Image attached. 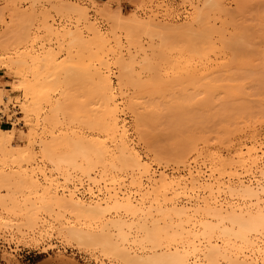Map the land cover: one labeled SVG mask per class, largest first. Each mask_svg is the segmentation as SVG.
<instances>
[{
    "label": "bare ground",
    "instance_id": "6f19581e",
    "mask_svg": "<svg viewBox=\"0 0 264 264\" xmlns=\"http://www.w3.org/2000/svg\"><path fill=\"white\" fill-rule=\"evenodd\" d=\"M71 5L69 4V7H66L68 13L76 14V23L78 25L80 22L86 25H83L84 32L76 25V32L67 30L64 34H61L71 39L72 43L70 42L69 46L74 45L76 42V66H74V61H69V59V64L64 60V63L62 62L63 65L59 63L60 66H58L56 63L57 67L53 66L56 58L51 53L52 50L51 52L48 50V53L45 51L47 54L45 57H48L47 60L44 59V56H41L44 58H40L39 56H26L28 53L16 54V52L14 57L9 55L4 57V55H7L5 54L7 52H4L8 48L6 43L11 41H9V38H6L5 42L0 39V50L4 53L0 57V70H6L9 74L15 71L17 76L14 77L19 76L22 78L18 86L13 89L14 92L22 91L25 97V103H22L21 107L23 111L21 112L28 118L34 117H32L34 120L32 125L28 123V120H25L31 126L29 125V129L25 132L22 146L13 144L15 134L12 129L4 130L0 128V164L6 163L7 165L10 162L12 164L10 166H17L18 168L24 163L26 165L32 164L35 155L34 146L37 139H39L37 146H39L41 157L44 160L46 159L45 161L49 166L55 168V172L62 173V176L65 174L64 180L67 182H69L68 177L70 175L67 176L66 174L68 173L66 171L70 168L73 172L75 170L80 173L86 181L92 183L95 187L100 186V181L109 182V186L114 187L124 180L126 181L127 179H124V177L129 175L130 186L132 188H140V190L143 189L144 191L142 193L135 192L134 194L137 195L139 193L140 195V198L138 196L139 199H136L132 194H128L129 192L127 194L123 192V194L120 193V189L116 191L115 187L105 188L106 195L104 198L95 201L91 199L92 201L87 202L77 196L75 198L71 194L60 196L54 193L55 191L52 192L50 187L52 188L56 181L51 178V173L50 177H48L44 171L42 172L44 174L39 171V174L44 179V184H46V186H42L34 175L27 174V171H30L27 168V171H24V169L21 173L19 172L20 174L17 173L18 175L14 174V172L5 174L0 170L1 186L2 184L4 187V184L11 185V183H14L13 185H17V187L21 186V189L25 188L30 193L28 196L35 198L31 202L29 210L33 212L41 209L48 211L52 208L55 211L57 210V213H59L58 217H60V213L63 215L61 220L68 216V218H72L75 221L73 222L75 224L71 225V227L69 226V228L58 229L63 233L60 235H63L67 241L89 249H100L105 255L111 254L110 257L113 254L116 259H120L124 264H264V203H262L264 181L262 182L259 179L261 177L264 178V135L257 129V126L264 122V50L258 53L260 55L259 58H261L259 62L255 58L257 57L256 53L253 54L255 56L252 58V61L256 60L254 62L248 60L249 57L246 58L247 56L244 58L242 54V59L245 60H239L240 56L238 58L235 56L236 59L233 57V53L238 51L237 49L231 52V58H223L230 49L225 47L223 50L224 45L221 47L219 45L223 42L227 44V38L221 31L222 29L215 27L216 21L215 23L212 22L215 17L209 20L212 12L217 9L220 11L221 9L218 0H204L203 8L201 9L196 6L197 12L195 16L184 26L163 27L149 21L144 22L137 19L122 22L121 16L117 14L118 16H115L113 20L118 26H121V24L125 26V42L120 39V36L116 35L114 29L116 28L117 31L118 26L113 27L110 35L104 34L92 23L88 22L86 9L75 8V6L73 7L74 4L71 7ZM61 7L64 8L62 5ZM57 12L59 11L57 10ZM262 13L264 16V11ZM102 14L100 11V15ZM104 14L102 17L105 16L107 18V13L104 12ZM212 14L215 16L216 13ZM227 15L225 14V16ZM259 18L258 20L262 19ZM236 20L235 24L237 23ZM242 22H244V19ZM259 22L256 23L258 24L256 27L262 28H258V33H256V28L253 29L255 31L251 32L256 35L259 33L264 35V21L261 22L262 24ZM246 25H249V23H246ZM242 26L243 28L241 26L238 28V25L235 26L238 29H233L232 27V44H234V47H236V43V45H239L238 43L241 42L240 48L237 46L240 49L238 52H241L243 47H246L242 43L247 40L244 41V45L251 47H248V49L257 48V45L260 44H253L256 47L250 45L252 43V41L249 42L251 40L249 39L251 36L248 34L250 29L244 30L245 25L242 24ZM133 27L138 38L141 36L139 31L142 35L143 33L145 34L148 39L147 43L144 41L146 46L141 44V40H137V37L133 35ZM85 32L88 34H86L87 36H85ZM251 32L249 31V33ZM22 37L26 38V36ZM247 37L248 39H246ZM256 37L259 39L261 35ZM26 39L25 42H27ZM16 40L18 42L23 40L24 42V39L19 40L18 37ZM133 41L136 43L134 42V44ZM131 45H134V47L132 48ZM135 45L138 46L136 47ZM66 46L68 45L66 44ZM229 47L231 46L229 45ZM258 49L259 47L255 50ZM221 50L227 52L223 54ZM67 53L70 52L67 51ZM58 56L60 55L58 54ZM226 57L228 56L226 55ZM45 60L50 62L47 66ZM72 62L73 64H71ZM71 66L74 67L71 68ZM74 68H76V137L69 138L66 137L67 134L66 136L64 134L63 138L56 136V138H51L52 133L49 140L40 139V137L38 138L40 128L44 127L46 129V126L53 125L56 129L55 124H58V114H62L58 111L60 107L64 113L62 118L66 117V123H68V118L69 122L73 123L71 121L73 115L71 118L69 116L70 113L68 114V110L65 109L68 108L70 101L68 92H65L67 90H61L62 93L59 94L61 98L56 100H52L50 94L62 86L67 87L69 85V76H73V74L69 73ZM113 70H116L117 77L114 76ZM47 71H49L48 74L46 73ZM26 74L31 75V79H28ZM113 78H116V82ZM173 91L185 93L186 91H197L200 94L201 92H223V94H225L224 92H230L228 93L229 95H226H228V98L231 97L230 99L232 100V120L228 122L232 123V134H230L232 142H227V144L230 143V146L232 145L231 158H225L216 150L209 149L211 147L209 139L211 138L208 139L207 136L198 135L196 137L186 134L187 136L181 135L178 137L180 133L173 135L170 132L173 133L175 130H167V133L173 137L168 135V138L164 139L165 134L163 132L166 131V127L164 131L163 129L160 131V134L161 132L164 134V140L161 135H158L159 131L156 135V137L161 136V139L159 138L158 141L155 138L158 144L152 150L154 154L153 158H150L151 160H142L139 154L134 151L133 147H131L129 129L124 120H122L121 115L125 110L129 112L135 111L134 126H140L142 120L147 118H152V121L156 119L155 121H157L161 116L159 115V109L158 111L155 110L160 101L162 103V100L160 99L161 97L156 96L164 95V93L168 95L170 92L173 93ZM136 94L144 95L145 100L142 99L140 101L141 98H138ZM133 95L137 96V98ZM148 101L156 102L149 103L150 105L147 104L146 106L145 102L148 103ZM140 102H144L145 107ZM137 104L143 107L142 109L146 112V115L138 112L142 109ZM168 105L171 106L170 104ZM167 106H164L166 109L162 106V109L166 111ZM172 106L175 109L173 108L174 110L170 111ZM172 106L166 112L170 111L172 113L175 111V114L168 115V121L176 124V126H180L186 120L189 122V118L193 119L195 117H190L189 114L184 116L185 113L182 115L183 113L179 111L181 106L173 104ZM46 107L49 110L44 114V108ZM159 107L161 108V104ZM176 109H178L177 113ZM201 109L203 110V108ZM157 112H159L158 116H155ZM135 113H132V115L135 116ZM197 113L194 115H197ZM216 113L214 112V114ZM199 117L197 118L199 119ZM210 118L212 117L207 118L208 121H206L209 122ZM223 119L224 121L227 120ZM215 120L213 119L212 122ZM61 121L65 123L64 119L59 122L61 123ZM202 121L204 122V119ZM158 122H156L157 125H161ZM192 122L194 123L195 121L192 120ZM157 125L156 127H158ZM196 125L194 126L197 128L199 123L197 122ZM176 126L174 125L175 128ZM200 126L205 125L201 124ZM137 127L134 132L142 130ZM220 127L216 129V132L219 133L220 131L221 133L223 131L219 129H224V127ZM226 129L224 131H228ZM176 130L178 132L179 130L181 131V129ZM197 130L199 131V129ZM197 130L195 132L198 133ZM42 132L45 133L44 131ZM47 133H50V131ZM214 139L213 141H215ZM220 139V137L219 139L216 137L218 144L222 140ZM227 139H225V142ZM142 141L140 140V142ZM213 141L211 142L212 144ZM198 143L207 147L206 152L204 150V152L199 151L197 148ZM149 146L150 149L152 145L149 144ZM225 148L228 149L227 145ZM58 150L60 153H58ZM203 153L204 155L201 157ZM199 160H203L201 165H205V167L203 166L205 171L198 167ZM166 162L183 165L186 170L168 174L166 170L156 173L152 169V164L155 163L159 167ZM166 165L168 164L166 163ZM183 166L181 167L183 168ZM95 173L99 174L98 178L92 177ZM142 178H145L146 183L144 181L142 183ZM118 188L120 187L118 186ZM87 194L90 197L97 198L101 193L99 189V193L95 194L92 188L89 187ZM3 198L0 200V205L5 209L7 201ZM5 212L10 213L8 209H5ZM27 213L26 215L29 219L26 216L24 217L28 220V228L38 227L36 223L37 217L34 216L36 214ZM30 215L34 218L30 217ZM94 225H97V227L92 230L90 227ZM129 243L135 244V246H137L136 244L148 243V245H153V249L150 248L152 251L142 256L138 252L139 256L135 252L136 250L134 252L131 251V248L128 247ZM143 248L145 249V247ZM71 262L69 261V264Z\"/></svg>",
    "mask_w": 264,
    "mask_h": 264
},
{
    "label": "rangeland",
    "instance_id": "374dc122",
    "mask_svg": "<svg viewBox=\"0 0 264 264\" xmlns=\"http://www.w3.org/2000/svg\"><path fill=\"white\" fill-rule=\"evenodd\" d=\"M203 2H204V0H190V1L189 0H119V1L118 0H0V39H3V41L5 42L6 38L7 39L9 38V41H11V42L6 43L8 48H6L7 50L4 52H7V53H5L7 55H4V53L0 50V57L3 55H4V57H6L8 55L14 57V56H16V54H19V53H26V54L28 53L26 56L30 55V56H39L40 58H44L47 55L46 52L48 50L51 52V50H52L51 53L54 54V58H56V59H54L55 64L53 66L57 67V64H58V66H60L59 63H61V65H63L64 60L66 62H68V59H69V61H74V63H75L74 66H76V42L74 43V45L72 44L71 46H69L70 45L69 43L70 42L72 43L71 39L61 35V34H64V32L67 30H71L73 32H76V25H78V23H76L77 22L76 14L75 13L69 14L68 9H66V7H69V4L70 5L74 4L73 7L75 6V8L80 7L82 9H86L87 12L85 10L84 11L87 13L88 22L92 23L96 28H98L104 34L110 35L111 34L110 32H111V30H113V27L118 26L113 20V18H115V16H118V15L121 16L122 22H128V21H132L133 19L134 20L137 19L138 21H144V22L149 21L155 25H160L163 27H166V26H184L187 24V22L188 23L190 22V19H192L193 16H195V13L197 12L198 7H199V9L203 8L202 7ZM218 2L220 4L221 9H220V11H219V9H217L215 12H212V13H216V14L214 16V14L211 13V16H210L211 18L209 20H211L215 17V20H213L212 22L215 23V21H216L215 27L220 28V30L222 29L221 31L224 33V35L227 38V39L225 38L227 40V44H226V42H223L224 44L223 43L220 44L219 47L224 45L223 50L225 49V47H227V49H230V51L229 50H228V52L226 51L227 53L223 52V50H221L223 54L226 53L225 57H223V55H221V56L223 58L228 59V58L232 57L231 52L235 51V49H237L239 51L240 50L239 48L241 46L240 45L241 42L238 43L240 46L236 45L237 44L236 43L235 44L236 47H234V44H232V27H233V29H238V28H240L239 26H241V28H243V26H242V24H243V25H245L244 27L246 28V29L244 28V30L250 29L249 31L253 32V31H255L253 29L256 28L257 29L256 33H258L257 32L258 28H262V27L258 26V28H257L256 25H258V24H256V23H258L260 20H261V22L264 21V16L262 15L263 14L262 11H264V9H262V8H264V0H239V1H236V0H218ZM236 2H238V3L241 2V3L238 4ZM64 3H66L68 5L66 6V4H64ZM61 5L64 6V8H62ZM72 5H71V7H72ZM55 6H57V7H55ZM196 6H197V8L195 9ZM221 6H223L224 8ZM242 7H243V9H242ZM107 9H109V10H107ZM261 9H262V11H260ZM57 10L59 12H57ZM99 10L101 11V13H103L102 15H105L104 12L107 13L106 14L107 18L105 16L102 17V15H100ZM217 11H219L220 13L222 12V13L220 14ZM225 14L226 15L228 14L227 15L228 17L225 16ZM111 16H112V18L110 19ZM232 17L235 20L237 19L236 24H235V20ZM259 17L262 19H260ZM258 18L260 20H258ZM243 19H244V22H242ZM250 22H252V24H250ZM261 22H259V23L262 24ZM246 23L247 24L249 23V25H246ZM123 24H125V23H123ZM232 24L233 25L235 24V25L233 26ZM83 25L86 26L83 22H80V24L78 25V28L84 32V26ZM224 25H225V27H224ZM237 25H238V28L237 27L235 28V26H237ZM263 25H264V22H263ZM226 26L228 29L226 28ZM118 27H117V31H116V28L114 29L116 32V35L120 36V39L123 42H125L126 41L124 39L125 38L124 37V35H125L124 34V29H125L124 27L125 26L121 24V26L119 28ZM132 29H133V35H135L137 37V40H141V44H144V41L145 42L148 41V39L145 37L144 33L142 35L141 32L139 31V34L141 36L138 38V36L136 35V32H135V28L133 27ZM249 31H248V34H249V36L252 37V38L251 37L249 38V39H251V40H249V42L252 41V43L250 45L260 44V45H257V48L259 47V49L258 50H255L257 48H254L252 50L248 49L249 46L244 45V41H247V40H244L242 45L246 46V47L242 46L243 49L241 48L242 49L241 52L242 51H244V52L241 53V52L236 51L237 53L234 52L233 57L236 56L238 58L240 56L241 58H238V59L241 60L243 56H244V58L247 56L246 58L249 57L248 60L252 61L253 60L252 58H254V56H255L253 54L256 53L257 57H255V58H256L257 62H259V61H261L260 60L261 58H259L260 55H258V53H259V51L264 50L263 49L264 48V39H263L264 35H262V33L258 34V35H261V38L263 39V41H262V39L259 38V39H261L259 41V39L256 37L258 35L252 34V32L249 33ZM259 31H261V30L259 29ZM134 32H135V34H134ZM84 34H85V36L88 35L86 32ZM250 34H252V35H250ZM22 36H26L27 39L23 38ZM61 36H62V38H60ZM17 37L19 40L24 39V42H23V40H22L23 43L21 41H19V42H21V44H19V42L16 40ZM19 37L20 38L22 37V38L20 39ZM254 38H256V39H254ZM25 39L27 42H25ZM134 39L136 40V38H134ZM228 39H231V40H228ZM246 39H248V37ZM3 41H1V42H3ZM134 42L135 41H133V43ZM14 43H18V44L14 45ZM146 43L144 44L145 46H146ZM58 44L63 46L62 47L63 50H62L61 46H59ZM66 44L68 46H66ZM130 44H132V42H130ZM246 44H248V43H246ZM6 45H5V47H6ZM229 45L231 47H229ZM237 46H239V48ZM253 46H252V48H253ZM133 47H134V45L132 46V48ZM232 47H233V50H232ZM254 47H256V46H254ZM260 47H262V49H260ZM65 48H66V50H65ZM244 48H246V50H244ZM249 48H251V47H249ZM42 50H43V52H42ZM253 50H255V51H253ZM53 51H54V53H53ZM59 51L61 54L58 53ZM67 51L70 53H67ZM15 52H16V54H15ZM238 53H240V54H238ZM58 54L60 56H58ZM228 54L229 55L231 54V55L229 56ZM241 54L243 56H241ZM226 55L228 57H226ZM41 56H44V57H41ZM44 59L47 60L48 57L47 58L45 57ZM46 60H45V62H47ZM242 60H245V59H242ZM256 60H254V61H256ZM254 61H252V62H254ZM49 63L50 62L45 63L46 66ZM69 63L70 62H68V64ZM45 64H44V66H45ZM71 64H73V62ZM56 67H54V68H56ZM73 67L71 66V68H73ZM75 69L76 68H74L73 71H75ZM49 71L51 72L50 69H49ZM49 71H47L46 73L48 74ZM73 71L69 73V74H73V76H71V75L69 76L70 82L68 84L70 86L69 85L67 87L62 86L58 90L54 91V93L52 92L50 94L52 100H56L58 98H61L59 94L62 93V91L67 90L65 92H68V94L70 96L69 100L71 102L69 101L70 104L68 103V106H67L68 108H65V109L68 110V114L70 113L69 116L71 118L73 115V118L72 119L70 118L73 123L69 122V118L67 119L69 125H68V123H66L67 122V121H65L66 117L62 118V116H64L63 115L64 113L61 111V109H60L61 107H60L58 111L60 112V114L61 113L62 114L59 115L57 112L58 117H59L58 118V124H57L58 127L55 124L56 129L54 128L53 125L46 126L45 127L46 129H44V127L42 129L40 128L38 131V138L40 137V139L45 138V139L49 140L52 133H53V135L51 136V138L52 137L63 138L64 134H65V136L67 134L66 137H69V138H73V137L75 138L76 137V123H75L76 122V71L75 72H73ZM58 73H59V71H58ZM113 73H114V76H116V77L118 76L116 70H113ZM26 75L28 76L27 77L28 79H31V75H29V74H26ZM14 76H17V75H15V71L12 74H9L6 70H0V91H1L0 92V104H2L3 99L6 100V105L9 104L10 102L16 101L19 104L21 111H23V108H21L22 103H25V100H24L25 97L22 94L23 92L22 91L14 92V89H13L14 87L18 86V84H19L20 80H22V78L19 76L18 77H14ZM61 76H63V75H61ZM113 80L116 82V78H113ZM64 88H66V89H64ZM224 93L225 94H223V92L222 93L221 92H210V93L201 92V94H200V92L197 93V91L196 92L186 91V93L180 92V91H176V92L173 91V93L170 92V94H168L169 96L165 95V93H164V95L163 94L157 95L156 97H161L160 99L162 100V103L160 101L158 106H156L157 108L155 111H158V109H159V112H160L159 115L161 116V118H160L161 121H159L160 119H158V117H157V119H158L157 121H155L156 119L155 120L153 119L154 121H152V118L150 117L151 119L147 118L145 120H142L141 124L136 122L137 124H140V126L137 125L139 128L137 126H134L135 125L134 120L136 119L135 111L133 110L134 112H132L131 109H129L131 112L125 110L123 112V114L121 115V118H122V120H124L127 128L129 129L131 147H133L134 151L139 154V156L141 157L142 160L146 161L147 159L151 160L153 158L154 151H152V150H154L157 146L156 144H158L156 142L157 140H155V138L158 139V141H159V138L161 139V136H162V139L164 136H165L164 139H167L168 135H169V137H173V136H171V134L174 135L175 133H180L178 137H180L181 135L187 136L186 134H188V135L191 134V135L196 136V137H198V135H202L203 137L207 136L208 139L211 138V139H209L210 140L209 144L211 146L209 149L216 150L217 152L222 154L223 157H225V158L226 157L231 158V156H232V145L230 146V143L227 144V142H229V141L232 142L231 141L232 137L230 136V134H232L231 133L232 123H228L229 121L231 122V120H232V100L230 99L231 97L228 98V95H229L228 93H230V92H224ZM226 94H228V95H226ZM136 95L138 96V98L139 97L141 98L140 101H142V99L145 100L144 95H141L142 97L140 96V94L139 95L136 94ZM131 96H132V94H131ZM133 96L135 97V95H133ZM137 96L135 98H137ZM165 96H167L166 99H165ZM163 98H164V101H163ZM156 99H154V100H156ZM158 100H159V98H158ZM137 101H138V99H137ZM149 101H148V103H146L147 101L145 102L146 106H147V104L150 105L149 103L152 104V102L154 103L157 100L151 101V102H149ZM140 103H141V105L143 104L142 105L143 107H145L144 102H140ZM160 104H161V108L159 107ZM168 104H170L171 106H172V104L179 106V107L181 106L180 107L181 110L179 108V111H181L183 113L182 115H184V113H185L184 116L189 114L190 117H192V116H195V117H193V119H192V118H189V116H188L189 119L188 118L187 119L189 122H187V120H186L185 123L182 122L180 124V126H182V127H180L178 125L176 126V124L170 123V121H168V119H169L168 115L175 114V111H173L172 113L170 112V111L175 109L173 106H172V108H170L171 110L168 113L166 112V111H168L169 107H171ZM65 105H67V104H65ZM155 105H157V104H155ZM162 106L164 109H166L164 106H167V110L166 111L163 110ZM198 106H200V107L198 108ZM143 107L139 106V108H141V109ZM47 108L48 107L44 108L45 109L44 114H46L48 112L49 108L48 109ZM201 108H203V110ZM205 108H206V110H205ZM138 109H136V111H138ZM141 109H139V110H141ZM66 110H64V111L67 112ZM162 110H163V112H161ZM177 110L178 109H176V113H177ZM200 111H201V113H200ZM138 112L143 113V114L146 113L143 109L141 111H138ZM159 112H157L155 116H158ZM196 112H198L197 115H194V114H196ZM214 112H217L219 114H217V113L214 114ZM132 113H135L134 114L135 116H133ZM22 115H23L22 120L25 123V126L23 128H20L18 126L17 127L14 126L12 128L0 127L4 130H11L12 129V131H14L15 138H14L13 144L15 146H22V141H23L25 134H26L25 132L34 123V120H33L34 117L33 116H32L33 118L29 117V118H31V119H29L28 116H26L24 113H22ZM215 115H216V117H215ZM217 115H218V117H217ZM221 116H222V118H221ZM197 117H199V119ZM209 117H212L214 120L215 119L216 120L214 122H212L213 119L210 118L209 122H207L208 121L207 118H209ZM223 118H225L227 120L224 121ZM62 119H64L65 123L62 121H61V123L59 122ZM191 119L193 121H195L196 123L198 122L199 125L202 124L205 126L199 127V125H198V127L196 128L195 127V126H197L196 123L195 122L193 123ZM203 119H204V122L202 121ZM25 120H28V123H31V125L29 124L30 125L29 126L28 123L25 122ZM165 120H166V122H165ZM29 121H31V122H29ZM144 121L145 122L147 121V122L145 123ZM201 121H202V123H200ZM226 121H227V123H226ZM156 122L160 123L161 125L158 126ZM186 123H187V125H186ZM188 123H189V126H188ZM155 124L158 127H156ZM260 124L261 125L257 126V129L260 131V133L262 135H264V122H263V124L262 123H260ZM153 125H155V126H153ZM174 125L176 126V128L174 127ZM190 125H192V126H190ZM171 126L174 127L175 129L174 128L171 129L172 128ZM220 126H223L224 129L227 128L226 130H228V131H224V129L222 128V129H219V130H223V131H221V133H220V131H219V133L216 132L217 131L216 129L218 127L221 128ZM136 127L138 129H142L144 132H140L142 130L134 132ZM165 127H166V131H164ZM191 127H192V129H191ZM51 128H52L53 132L51 131ZM162 129H163V131H164L163 133L165 135L162 134V132L160 134V131H162ZM176 129H178V130L181 129V131L179 130V132H178ZM197 129H199V131ZM167 130H171V131L175 130V131L173 133L170 132L171 134H169V133H167ZM196 130L198 131L199 134L197 132H195ZM42 131H44L45 133H43ZM49 131H50V133H47ZM158 131H159V133H158ZM141 133H143V134H141ZM157 133H158V135H161V136L156 137ZM212 133H214V134H212ZM222 135H223V137H221ZM224 135H226V136H224ZM212 136H216L218 139L220 137L223 140L222 141L220 139L221 142L222 143L224 142V143L222 144L220 142L219 143L220 145H219L217 140H216V137H214L215 138L214 139ZM227 136H228V139H227ZM140 138H142L143 141ZM213 139L215 141H213ZM225 139H227L226 142H225ZM140 140L142 142H140ZM211 140L213 141V144L211 143L212 142ZM143 142L145 145L143 144ZM214 142H216V143H214ZM38 144H39V139H37L36 144L34 146V152H35L36 156L34 155L35 160L33 158L32 164L26 165V163H24V164H22L23 167L21 166L18 168L17 166H14V165H13L14 167L10 166V165H12V164H10V162H8L7 165H6V163H4V164L1 163L0 164V170L5 174L10 173V172L11 173L14 172V174H17L19 172L21 173V171H23L24 169H25L24 171L30 170V171H27L28 172L27 174L28 175H34L36 177V179H38V181L40 182V184L42 186H46V184H44V179L41 175V174L45 173V175H47L48 177L51 176V178L55 179V181H56L52 185V188L50 187V190L52 192L55 191L54 193H57L60 196L71 194L75 198L77 196V197H79V198H81L87 202L92 201V200L95 201L97 199L104 198L106 195V189L111 188V187L112 188L115 187L116 191H118V189H120L119 190V191H121L120 193L124 192L125 194H127L129 192L128 194H132L133 196H135L136 199H139L140 195H139V193L137 195L134 193L135 192L136 193L137 192L142 193V191H144L143 189L140 190V188H132L130 186L129 175H128V177L127 176L124 177V179H127L126 181L124 180L122 183L115 185L114 187L109 186V182H102V181H100V186L95 187V186H93L92 183L86 181L83 178V176H81L80 173L76 172L75 170L73 172V170L70 168H68L69 170L66 168L68 170V171H66L68 173L66 175L67 176L70 175L68 177L69 182H67L64 180L65 174H63V176H62V173L55 172L56 171V170H54L55 168H52L51 166H49V164L45 161L46 159L44 160V158L41 157V155H40L41 153H40L39 148H38L39 146H37ZM149 144L152 145L151 146L152 149L150 148L151 150L149 149V147H150ZM223 145H225V146H223ZM226 145H227L228 149L225 148ZM213 146H214V148H213ZM197 148L199 149V151H202V152H204V151L206 152V149H207V147H205L201 143H198ZM58 153H60L59 150H58ZM203 155H204V153L201 155V157ZM41 160H42V162H41ZM202 161L199 160L198 167H200L203 171H205V169H204L205 165H201ZM166 163L168 165H166ZM166 163L161 164L162 166H159V167H158V165H156L154 163V164H152V167H153L152 169L154 171H156V173H159L160 171L166 170V173L168 172V174H171L172 172L174 173V172H178V171L181 172V171L186 170L183 165H181V166H183V168H182L180 166V164H174L172 162H170V164L168 162H166ZM205 163H203V164H205ZM164 164H165V166H164ZM26 168H27V170H26ZM39 171H41L40 172L41 174H39ZM43 171H44V173H42ZM31 172L32 173L35 172V173L32 174ZM50 173H51V175H50ZM52 173L54 176L52 175ZM92 177L98 178L99 174L95 173V175H92ZM144 179L145 178H142V183H143V181H144V183H146V181ZM259 179L262 182L264 181V178H262V177ZM79 182L82 184L81 186H80ZM13 184L14 183H11V185L10 184H8V185L4 184V187H3V184H2V186L0 184V200L3 197H4L3 199H6L7 206L5 207V209H8V211L11 213V214L9 213L10 214L9 215L7 212H5L4 207H1V205H0V264H43V263L44 264H59V263L62 264L63 262H65L63 264H67V262L69 264V261L70 262L72 261L71 262L72 264H100L101 262H102L101 264H124V262H122L120 259H118V258L116 259V257L113 256V254H112V257H110L111 254L105 255V253L103 251L101 252L100 249L99 250L98 249L94 250L93 248L89 249V248L84 247V246H77L76 243H74V242L67 241L63 237V235H60L62 232L58 229H61L63 227L69 228V226L71 227V225L75 224V223H73L75 221H73L72 218L71 219L68 218V216L65 217L64 219L62 218V220H61V217H63V215L60 213V217H58L59 213H57V210L55 211L52 208H50L51 211H49L50 209L48 210L50 215H49L48 211H46V210L44 211L42 209L39 210L40 212L39 211L33 212V211L29 210L30 204L32 201L35 200V198L33 199L32 198L33 196H28V195H30V193L25 188H24L25 189L24 190V189H21L22 188L21 186L17 187V185H13ZM118 186L120 188H118ZM89 187L92 188V191L95 192V194L96 193L98 194L99 189H100L101 194H99V196L97 198L90 197V195L87 194ZM17 188L19 189V191ZM142 188H144V186H142ZM8 189H10V190L8 191ZM56 190H57V192H56ZM40 192H41V190H40ZM138 196H139V198H138ZM30 198H31V200H30ZM262 200H263V202H262ZM262 200H261V202L264 203V198ZM8 202H9V204H8ZM10 209H13V210L10 211ZM52 211H53V213H52ZM27 212H29V213L31 212V214L32 213L36 214L34 216L37 217L36 223H37L38 227L35 228V226H34L35 229L34 228H32V229L28 228V224H27L28 220H26V218L28 217ZM26 213H27V215H26ZM24 216H26V218ZM30 217H33V216L30 215ZM57 218H59L60 220ZM27 219H29V217ZM56 220H57V222H56ZM66 221H67V223H66ZM26 225H27V227H25ZM74 227H76V226H74ZM77 227H79V226H77ZM82 227H84V226H82ZM96 227H97V225H94V226H91L90 228L92 230H95ZM58 231H59V233H58ZM34 241H36V242H34ZM143 244L142 245L136 244L137 246H135V244H133L134 245L133 246L132 243H129L130 246L128 245V247L131 248V251H133V252L136 250L135 252L137 254L139 252V254L142 256L145 253L152 251V249H153V245L149 244L150 245L149 246L148 243H143ZM140 245H141V247H140ZM145 245H147V246H145ZM143 247H145V249ZM65 248H70V249L76 250V255L74 254V251L71 253L69 252V250L67 252H65ZM136 248H138V249H136ZM150 248H152V249H150ZM96 250H97V252H96ZM59 259L61 260V262H59L60 261Z\"/></svg>",
    "mask_w": 264,
    "mask_h": 264
},
{
    "label": "built area",
    "instance_id": "2783aa9c",
    "mask_svg": "<svg viewBox=\"0 0 264 264\" xmlns=\"http://www.w3.org/2000/svg\"><path fill=\"white\" fill-rule=\"evenodd\" d=\"M22 112L20 106L17 102H10L6 105V100H2V104H0V127L12 128L14 126H18L23 128L25 126L24 121L22 120ZM73 252L76 255V250L65 248V252Z\"/></svg>",
    "mask_w": 264,
    "mask_h": 264
}]
</instances>
